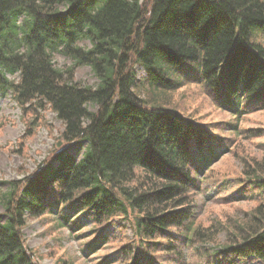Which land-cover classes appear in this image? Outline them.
I'll use <instances>...</instances> for the list:
<instances>
[{"label": "trees", "instance_id": "trees-1", "mask_svg": "<svg viewBox=\"0 0 264 264\" xmlns=\"http://www.w3.org/2000/svg\"><path fill=\"white\" fill-rule=\"evenodd\" d=\"M54 54L71 65L57 68ZM82 66L96 87L75 81ZM189 84L233 118L264 111V0H0V91L22 108L47 106L73 148L23 181H0V264H35L22 229L45 215L73 233L90 223L85 254L124 220L132 236L117 264H162L161 252L183 263L191 198L204 180L224 178L208 170L226 149L170 105L169 94ZM251 168L232 178L237 198L221 201L258 203L204 264H264V166Z\"/></svg>", "mask_w": 264, "mask_h": 264}, {"label": "rangeland", "instance_id": "rangeland-1", "mask_svg": "<svg viewBox=\"0 0 264 264\" xmlns=\"http://www.w3.org/2000/svg\"><path fill=\"white\" fill-rule=\"evenodd\" d=\"M78 45L89 47L87 42H79ZM53 62L59 69L71 65L68 59L59 54H54ZM133 68L137 80L145 78V72L140 66ZM74 79L80 85H97V79L86 66L75 69ZM140 92V98L144 100L143 90ZM169 96L171 106L184 115H190L200 123L207 124L211 133L220 137L222 148H226L222 151L224 154L208 170L209 178H224H220L215 185L203 179L201 188L204 191L191 198V242L182 251L184 262H175L173 255L168 252L158 254L163 255L160 256L162 264H166L167 259L170 260L167 264H204L209 259V252L227 243L229 236L234 234V226L243 222V215L250 213L258 203L255 199L257 197L253 196L247 200L239 199L237 203H224L221 200L227 196L237 198L239 193L232 183L234 176L244 177L245 172L252 171L254 162L264 166V111L240 115L239 119L233 118L230 113L216 108L211 96L195 84L186 85ZM28 106L22 108L14 102L10 93L0 91L2 182L23 181L25 177L34 175L51 162L60 151L73 154L71 145L65 143L61 137V123L48 107ZM90 110L93 111V108ZM261 130L262 136L250 137L251 131ZM80 156L81 154L78 155ZM2 213L0 207V214ZM126 223L124 220H115L107 225L106 236L109 242L106 240L103 246L90 254H85L86 245L91 239L88 237V230L92 227L88 222L85 228L73 233L67 228L57 227L56 220L50 215L27 219L22 229V237L35 264H99L103 259L107 260L106 264H117L121 257L117 247L130 241L132 236V229ZM183 229L180 230L182 233ZM169 233L174 239L179 236L178 231L171 230ZM201 234L202 238L199 237ZM189 239L190 237L186 241Z\"/></svg>", "mask_w": 264, "mask_h": 264}]
</instances>
